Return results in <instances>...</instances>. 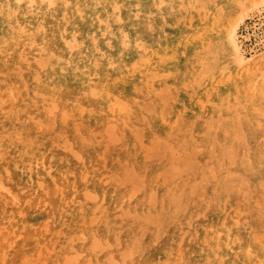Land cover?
<instances>
[{
    "label": "bare ground",
    "instance_id": "bare-ground-1",
    "mask_svg": "<svg viewBox=\"0 0 264 264\" xmlns=\"http://www.w3.org/2000/svg\"><path fill=\"white\" fill-rule=\"evenodd\" d=\"M261 2L264 3V0H0V155L4 154V157H0V214L7 215L10 219L9 222H5L6 224H3L0 219V264H38L43 252L41 253L40 250L38 252L36 247L38 240H35L37 238L44 244L49 241L48 245L56 241L62 243L59 250L61 252L53 258L59 261V264H93L91 261H85L86 254L92 247L100 250V253L109 247L108 242H112V234H114L113 227L121 225V222L117 220L119 210L133 208L131 211L137 213H153V209L157 208L155 206L160 202L158 196L162 192L157 190L156 174L150 173L143 165L134 170V174L133 172L130 174L132 177H128L127 173L126 176L122 174L128 178L124 179L128 180L127 183L136 177L141 186L134 183V185H128L124 183L125 181L121 183L122 178L120 179L119 176L118 182L109 179V182L98 184L97 177L95 178L91 172L86 173V170L91 169L90 165L94 164V161L98 162L97 167L101 172L103 163L98 158L102 155L109 156L116 149L128 148L133 135L142 137L139 132L141 130H144L146 140H151L149 137L152 136L153 128H149L147 126L149 124L142 125L141 128L138 126L139 135L133 131L135 127L131 124H124V129L121 124H118L119 121L124 123L128 116H132V120L136 118L143 103H151V107L153 103L159 104V101L153 98L155 85L153 82H146L150 78L145 80L144 76L166 70L173 73L174 82H182L181 66L184 61H180L181 66H175L173 57L177 56L179 49L182 50L184 47H188L189 51L195 50L187 30L180 26L176 33H171L164 27V31L168 33L165 40L156 43L155 49L151 41L153 24L159 31L163 28L165 16L163 7L166 4L175 10L182 3L193 6L199 3L206 7L215 6L214 9L221 23L218 34L207 30L200 31L199 25H195L198 27L196 31L199 30L200 33L212 37L215 44L226 46L229 58H214L217 69L226 71L232 78L235 73L243 71L247 78L243 89L249 97L255 95L258 103L248 113L239 111L234 115L226 114L225 117H230L231 121L219 130L221 145L218 149L212 148L214 150L208 151L206 147L198 146L196 137L191 138L190 141L184 138V145L175 141L170 143L168 147L170 153L166 152L169 149L159 148V151L158 147L154 146L158 138L152 141L153 147L145 148L152 149V152L153 148H156L161 154L154 157L165 159L161 166H168V168L173 166L175 168L172 170L179 172L178 174L188 175L187 173L194 168L203 170V167H206V170L202 172L203 175L206 174V180H209L211 173L214 172L212 167L225 160L223 158L226 155L224 147L227 137L233 136L235 126L242 125L246 128L245 136L244 133L241 136L239 135L241 132L238 133L239 150L243 152V146L246 145L244 152L255 158L252 162L243 163L241 169H235L236 166L225 173L232 177L231 181L239 180L240 193L248 198L254 192L264 193V79L259 77L257 73L259 71L251 70L252 62H255L256 67L264 62V52L255 55L254 58L246 57L239 32L243 15L228 17L231 8L235 10L237 7L256 8ZM154 17H158L159 20H155ZM260 19L264 20V15ZM253 29L255 34L253 37H256L257 44H264V24L255 23ZM156 54L163 57L158 66L153 65V57ZM140 56L143 57L141 60ZM79 69L85 71L79 73ZM154 75L157 77V74L152 76ZM228 90L227 86L220 90L219 97L224 96ZM155 93L164 98L167 92L155 91ZM180 98L174 95V102H178ZM231 99L236 100L234 97ZM165 100L168 101L169 98L166 97ZM221 102L216 99L213 100L212 105L215 108ZM190 105V102L186 103V107ZM174 110L180 113L184 123L186 122V125L190 127V122L193 121L189 114L191 111L185 109L181 102L180 107H174ZM113 112L119 117L110 116ZM163 116L161 115V119L164 121ZM177 116L174 119L175 122L181 118ZM138 122H140L139 119ZM175 122L171 123V126L175 125ZM180 126L184 127V125ZM155 130L161 131L157 127ZM197 132L205 137L206 129L197 127L194 134H198ZM107 134L111 136V139ZM195 136L198 137V135ZM215 136L214 134L213 137ZM10 139L15 143H12L10 147L3 146L8 145ZM243 141L244 144L241 143ZM116 143L120 144L112 146ZM212 146L216 147L213 143ZM190 149L193 153H186ZM156 150L153 154H156ZM97 153L102 154L98 156ZM126 154H119L118 159H123ZM57 157L61 162L55 160ZM92 158H94L93 161ZM115 161L117 159L110 161L107 165L119 170L120 165L118 162L115 164ZM141 163L144 164V161ZM149 169L153 171L150 166ZM212 176L214 181L210 195L197 193L201 180H190V177L185 176L181 182L165 190L163 201L161 200L164 202V207H168V210L172 212H183L189 204L195 202L202 204L214 202L215 209L220 211L227 203L223 190L226 191V186L233 188L239 182L229 184V180L225 179L226 175L219 173H213ZM144 182L147 186L145 190L142 189ZM180 184L183 186L182 190L176 189ZM2 199L6 201L8 208H3ZM251 203V201L247 202V206H250L248 212L256 211ZM86 208H88L89 216L84 214ZM100 208L102 211H98ZM71 209L77 217V219L74 218L75 220L68 219ZM124 214L128 215L126 211ZM129 214L133 218L134 215ZM103 215H106L104 219ZM135 216L139 215L135 214ZM89 218L91 220L86 222ZM148 219L150 220L147 216L145 220ZM155 219L157 217H154ZM248 221L250 229L245 234L237 232L242 230L239 227L244 224L243 221L236 224L233 222L232 227L227 225L229 228L227 231H219L218 238L222 244L220 249H223L228 257L230 256L228 264H264L263 226L250 218ZM62 222H65L68 227L62 233L64 237L59 234V237L49 240L47 231L58 228L57 226ZM30 223L36 226L35 229L27 227ZM47 223H49V229L46 227ZM151 224L149 222L147 225ZM153 224L156 226L158 222ZM153 229L146 227L145 230L152 238ZM231 233L235 235V240L239 241L235 246L226 243ZM21 235L22 240L19 241ZM151 237L146 245H141V250H150L144 258L130 261L128 258L132 257L131 251L125 249L130 254L128 255L126 251L127 259L119 262L121 264H153L158 255L157 251L153 253ZM192 248L193 246L190 250ZM49 250L52 253L56 252L55 248ZM49 252L43 255L50 256ZM196 252L195 249L193 253L195 256L189 258L186 263L184 260V264H203V256ZM119 257L121 260L122 256ZM42 261L45 263V259ZM48 264H54V262H48Z\"/></svg>",
    "mask_w": 264,
    "mask_h": 264
},
{
    "label": "rangeland",
    "instance_id": "rangeland-1",
    "mask_svg": "<svg viewBox=\"0 0 264 264\" xmlns=\"http://www.w3.org/2000/svg\"><path fill=\"white\" fill-rule=\"evenodd\" d=\"M261 3H259L261 6L258 5L256 8H254L253 6H251V8H243V9H241V7L240 8L237 7L236 10L231 8V10H230L231 12L228 16V17H231V16L243 15V18H242L243 20H241L240 26H239V28H240L239 32L241 35L240 40H242L243 52H245L244 53L245 56L250 57V58H254L258 54H261L264 52V44L258 45L257 41H256V37H253V36H255L254 29H253L254 24L255 23L264 24V20L262 19V21H261V19H260V18H262V15H264V3H262V4ZM183 4H184V6H183ZM214 7H215L214 5L213 6L209 5L208 7H206V6H203V4H201V3H199L196 6L188 5L186 3H182L175 10L174 8H171L168 4H166L163 7V9H165L163 28L159 31L158 29H156L154 27L156 25L153 24V37L150 35L151 41L153 42V48H154V45L156 43L164 41L165 38L168 36V33L164 31V27L167 28L171 33H176L179 30L180 26L181 27L183 26L187 30V32L189 33V35H190L189 38L191 39V43L195 46V50L189 51L188 47H184L182 50L179 49L178 55L177 56L175 55L176 57L175 56L173 57V60H174L173 64L175 66H181L180 61L181 60L184 61L183 66H181L182 67V69H181L182 70V82H179V83L174 82L173 73L172 72H166V70L153 72V74H157V77L159 76L158 78L155 75L152 76L153 74H150L152 77H149L150 76L149 74L144 76L145 80L147 78H150L146 82H153V84L157 88V90H156V88L153 89V92H154L153 98L157 99L159 101V104L155 105L153 103V107H151V103H149V104L143 103L141 106L139 115L136 118H134L132 120V116H128V118L126 120L127 123H126V121L124 123L120 122V121L118 122V124L122 125V129H124V127H123L124 124L125 125L131 124L132 127H135V128H133V131L135 133H137L138 135H139V132H141L142 135H140V136H142V137L138 138L137 136L133 135L132 140L129 141V143H128V145H129L128 148L116 149V151H113L112 153H110L109 156H106V155L101 156L102 153H97L98 156L103 157L102 159H101V157L98 158L99 161L104 164V165L102 164V166H101V168L103 170H101V172H99V167H97L98 162H94L93 161L94 158H92L91 160L93 161L94 164L90 165L92 167H91V169H87L86 173L91 172L92 174H94L95 178L97 177L96 180L98 181V184H102V182L106 183V182H109L110 180H113V182H118V180H120L121 178H122L121 183H123L125 181L124 179H128V178L124 177V176H126V173H127V175H129L128 177H132L130 174L132 172L134 174V170L136 171L137 168H140V165H143L145 168H148L150 173L156 174L155 180L158 184L157 190H158V192H162V193H159V196H158V200H160V202H158L157 205L155 206L157 208L154 207L155 209H153V213H149V212L148 213H141V212L137 213V212H134L133 210L131 211V209H133V208H131V209L125 208V209L119 210L117 212V220L119 222H121V225L119 227L118 226L113 227L114 234H112L113 235L112 240H111L112 242H110V243L108 242L109 247L107 249H105L106 251L104 250L102 253H100V250L95 249L94 247H92L93 250L90 248L89 252H87V254H86V256L88 258L85 257L86 258L85 261L86 260L91 261V263H93V264H95V262H96V264L100 263V262L102 264H114L115 263L114 261H116L117 263L119 261H123V259L125 261L127 259L126 254L128 253V251L129 252L131 251L130 253L132 256V257L128 258L130 261L131 260L137 261V260L144 258L148 254V252H150L149 249L148 250L143 249L144 251L141 250V245H146L147 241L151 237V236L149 237L148 233L145 231L146 227H148V228H154L153 229V232H154L153 238L151 237L153 239V253L157 251V255H158L157 259L155 258V260L153 261V264H176L177 262L184 264V260L186 263L189 258H192L195 256V254H193L195 249L198 253H200L203 256V258H202L204 261L203 264H228L230 261V256L228 257V255L223 251V249H220L221 245H222V244H220L221 242H219V238H218L220 230L221 231L222 230L227 231V230H229V228H227V225H229V227H230L234 223L236 224L238 222L243 221L245 225L242 224L239 227L242 230L237 231V232L238 233L240 232L239 234H245L250 229V227H249L250 223L248 221L249 218H250V220L256 221L259 224H261L263 226V227L262 226L261 227L264 230V214L262 215V212H264V193L259 192V194H257L256 192H254L253 195H251L250 198H248L246 195H243V193L242 194L240 193L241 191H240L239 180L238 181L237 180L231 181L232 177L230 175L226 174L228 172L227 171L228 169L235 168L237 166L235 169L239 170L242 168L243 163L252 162L255 158V156L251 157L250 154H248L247 152H244L246 145L243 146V152L239 150V145H240L239 138L241 135H243V133L245 136V128L246 127L244 128L242 125L235 126L233 136L227 137L228 140L225 143V147H224L225 148L224 151L226 150V155L223 158V159H225V160H223L224 164L220 162V163L215 164L212 167V171L214 170V172L211 173L209 180H206V174L203 175V172H202L203 170H206V167H203V170L201 168L200 169L194 168L193 170H191V172L187 173L188 175H186L184 173L178 174L179 172L173 171L175 168L173 166L169 167V168H168V166H165V167L161 166V164L163 163V161L165 159H161V158L159 159L158 157H154L156 155L161 154L159 152L160 151L159 148L165 149V150L169 149L168 148V147H170L169 144L174 142V141H175V143H178L180 145H184L185 144L184 138H187L188 141H190L191 138L196 137V141L198 142V146L201 145L203 147H206L205 149H207L208 151L214 150L212 148L218 149L219 145H221L220 144L221 136L219 134V130L227 122L231 121L230 117H228V118L225 117L226 114H233L234 115V114L238 113L239 111H241L243 113H248L251 111V108H253V106H255L258 103V98L255 95H252V97H249L246 93V90L244 91V89H243L244 81L247 79L245 77V75L243 74V71H239L238 73H235L233 76V78H234L233 79L232 77H230L227 74L226 71H224L222 69L221 70L217 69V67L215 65L216 62H215L214 58H216V57L220 58V59L229 58V51L227 50L226 46L220 45V44H215L212 37L207 36V34H205V33H200L201 30H207L208 32L211 31L214 34H218L221 23L218 19L217 11H215ZM258 15H260V16H258ZM154 19L159 20L158 17H154ZM224 21H226V20L224 19ZM155 22H159V21H155ZM195 25L200 26V28H199L200 31L199 30L196 31V29L198 27H196ZM251 31H252V33H251ZM186 44H188V43H186ZM143 57H145V55H143ZM143 57L140 56V60ZM154 57H153V65L158 66L163 57L160 56L159 54H156ZM145 60H147V59H145ZM200 60H202V61L200 62ZM202 63H205L206 65L202 66L201 65ZM251 64H252L251 70H254L256 72L259 71V72H257L259 77L260 78L262 77L261 79H264V76H263L264 62L257 65V67L255 66V62L254 63L252 62ZM202 69H204V70H202ZM84 71L85 70L79 69V73H83ZM202 72L205 74H203ZM161 74H162V76H160ZM164 74H165V76H164ZM153 77H156V78L153 79ZM151 78H152V80H151ZM239 78H241V79H239ZM234 80H237V81H234ZM232 83H234V84L232 85ZM235 83L238 85V87H236L237 85H235ZM226 86L229 87V90L226 91L227 93L224 96L219 97L220 90L226 88ZM159 89H161V90L158 91ZM162 90H165V91H162ZM155 91L163 92V93L167 92V93L165 94V97L163 98L158 93H155ZM174 95H178V97H181L178 102L176 101L177 105H176V102H174ZM207 96H209V97H207ZM160 97H161V99H160ZM166 97L169 98L168 101L165 100ZM232 97H234L237 101L236 100L233 101L234 99L232 100L231 99ZM216 99L219 101H222V102L220 103V105H216L217 107L214 108L212 105V102H213V100H216ZM161 100H163V101H161ZM180 102L182 103V105L184 106L185 109L187 108V110L191 111L189 114L191 115V118L193 119V121H191L192 119L190 120L191 121L190 127L186 125V122L184 123L183 118L179 115L180 113L178 111L174 110V107L175 108L180 107ZM187 102L191 103V105L188 107H186ZM216 103H217V101H216ZM236 104H238V105H236ZM163 105H165V107ZM162 108L163 109L165 108V110L166 109L167 110L165 111ZM144 111H146V113ZM162 111H164V112H162ZM91 113L95 114L94 111L93 112L91 111ZM140 113H142V114H140ZM163 113H164V116H163ZM144 114H146V115H144ZM161 115L163 116L164 121L161 119ZM177 115H179V116H177ZM110 116L116 118L117 114L115 112H113L110 114ZM140 116H142V117L140 118ZM176 116H177V118L181 117L177 120V122H175V120H174ZM143 117H146V118H143ZM217 117H219V118H217ZM151 118H153V120ZM138 119L140 122H138ZM148 120H150V121H148ZM151 122H153V125H151ZM174 122H175V125L172 124L173 126H171V123H174ZM147 124H149V125H147ZM209 124H212V125H209ZM142 125H147L149 128L150 127L153 128L152 136L149 137V138H151V140H146V135L144 133V130H141L138 132L139 127ZM180 125H184V127H182ZM155 126L158 129H160L161 131L160 132L156 131ZM197 127H201V128L206 129L205 137H202V135L199 132H197L198 134H194V130L197 129ZM177 128H178V130H177ZM182 130H184V131H182ZM176 131H178L179 133ZM135 133H133V134H135ZM238 133H240L239 134L240 136L238 135ZM214 134L216 135L215 137H213ZM195 135H198V137ZM107 136H109V135L107 134ZM171 137H173V138H171ZM109 138L111 139V136H109ZM157 138H158V142L155 141V140H157ZM160 138H162V139H160ZM181 138L183 140H181ZM212 138L216 142H213L214 140ZM152 141L153 142L155 141L156 144H154V146L156 148L158 147L157 149L159 151L156 150V148L155 149L153 148V152H152L151 151L152 149L147 150V148H145L146 146L148 148L153 147L151 145ZM192 141H194V140L192 139ZM133 142H134L135 146H134ZM12 143L14 144L15 142L12 141V139H10L8 141V145H3V146L10 147L13 145ZM212 143L216 147L212 146ZM233 143L236 145V147H235V145H233ZM241 143L244 144L245 142L243 141ZM119 144L116 143V145L113 144L112 146H118ZM227 144H228V146H227ZM159 145H161V146L159 147ZM163 145H165V146L163 147ZM226 147H228V148H226ZM233 147H235V149ZM58 150H60V149H58ZM121 150H123V151H121ZM154 150H156L155 151L156 154H153ZM119 151H120V153H119ZM157 151H158V154H157ZM191 151H192L191 149L187 150L186 153L192 154L193 152H191ZM166 152L170 153V149L167 150ZM122 153H125V154L127 153V154L124 156L123 159L119 160L118 159L119 154H122ZM231 153H232V155H231ZM152 154H153V157L150 158V156ZM215 154H216V151L214 152V155ZM228 155L230 158L228 157ZM0 157H4V154L2 153V156L0 155ZM199 157H200V154L198 155V158ZM127 158H128V160H127ZM216 158H218V157H216ZM116 159H117V161H115V164H117V162H118V164L120 165L119 170H116L112 166L107 165V163H109L110 161L116 160ZM55 160L58 162H61L60 158H58V157L55 158ZM125 160H127V161L124 162ZM143 161H144V164L141 163ZM152 163H153V165H152ZM126 165H128V166H126ZM206 165L207 164H205V166ZM93 166H95V167H93ZM149 166L153 168V171L149 169ZM108 167L110 168L109 170H108ZM155 169H156V171H155ZM115 170H116V172H114ZM163 171H164V173H163ZM117 172H118V174H117ZM104 173H105V175H104ZM147 173H148V171H147ZM165 173H167V175H169V176H167ZM213 173H219V174H222L223 176L226 175L225 179H226V181L229 180L228 181V182H230L229 184H231L232 182H237V183L239 182V184L237 186H235L233 188L226 186V191H225V189L223 190L224 199L226 200L225 202H227V203H225L223 205V207L221 208L220 211H217L215 209L216 207H215L214 202L207 203V204L195 202L193 204H189L186 207V210L183 212H172L171 210H168V207H164V202H162L163 201L162 199H163V196L165 194V190L167 188L171 187L172 185L175 186L178 182H181L185 176L190 177L191 178L190 180H201V184H200L199 189L197 190V193L201 194V195H205V196L210 195L212 193V185H213V181H214V177L212 176ZM122 174H125V175L123 176ZM158 174H159V176H158ZM174 175H176V176H174ZM101 176L102 177L104 176V178H102ZM118 176L120 177V179ZM105 177H106V181H104ZM99 179H100V181H99ZM164 180H165V182H164ZM127 181L128 180H126L124 183L128 184V185H134V184L140 185L141 184L140 182H138L136 177L133 178L132 180H130L128 183H127ZM174 186H173V188H174ZM146 187L147 186L144 182V185L142 184V189L145 190ZM181 187H183L182 184H180V186H178L177 188L175 187V188L182 190ZM155 188H156V186H155ZM201 188H202V190H201ZM245 196H246V198H245ZM247 199H248V201L252 202L251 204H253L256 211H254V212H252V211L248 212L247 211L250 207L249 205L247 206V202H248ZM1 201H3V203H2L3 208H8L6 201H4V199H2ZM3 204L6 206H4ZM201 204H202V206H201ZM100 207H102V206H100ZM88 208H86V210L84 211V214L86 216H89ZM244 210H245V212H243ZM2 211H5V209H2ZM98 211H102V209L100 208ZM124 211H126L128 215H125V214L123 215ZM128 212L132 213L134 215L133 218H131L132 216ZM118 213L120 215H118ZM135 214H137L140 217L145 218V219L148 216L150 218V220L149 219L143 220L139 216L138 217L135 216ZM105 216L103 217V219L105 218ZM118 216H122V217H118ZM151 216H153V218H151ZM154 217H157V219L154 220ZM69 218L77 219V217L74 215V212L72 211V209L69 211L68 219ZM236 218H237V222H236ZM0 219H2L1 221L3 224L6 221L7 222L10 221L8 216L3 215V214L2 215L0 214ZM90 220L91 219L89 218V219H87L86 222H89ZM149 222L152 223L150 226L147 225ZM154 222H158V224L155 226L153 224ZM49 223H47V226H46L47 229H49ZM221 223H223V224H221ZM27 227H31L30 229H35L36 226H33V224L30 223L27 225ZM57 227L58 228H55L53 230L50 229L47 231L46 234H47V238H49V240H53L57 236L59 237V234L63 235L62 233L65 232V230H67V228H68L67 225L65 224V222L59 223V225ZM237 228H235V229H237ZM158 230H160V231H158ZM42 231H44V229ZM117 236L119 239L117 238ZM63 237H64V235H63ZM216 237H217V239H216ZM227 238H228L226 241L227 245L235 246L236 243L239 242V241L235 240V235L232 233H231V236H228ZM19 239H20L19 241L22 240V235L20 236ZM115 239H117V240H115ZM35 240L36 241L38 240L36 243V247L38 248V252H39V250L41 253L43 252L42 256H41V260L39 261L38 264H40V263L41 264H46V263L48 264V262L49 263L54 262V264L60 263L59 261L54 260L53 258L58 256L59 253L61 252V251L59 252V250H61V247H62L61 242L56 241L55 243L50 244L51 245L50 246V245H48L49 241L45 242V244H44L43 241H41L38 238ZM137 240H138V242H137ZM115 241H116V243H115ZM232 242L234 245L231 244ZM40 245H41V247H40ZM42 245H44V246H42ZM132 246H134V247H132ZM192 246H193V248L190 250V248ZM51 247L55 248V250H56L55 253H52L51 250H49V249H52ZM56 247H58L59 249ZM201 247H202V249H201ZM125 249H128V251ZM126 251H127V253H125ZM47 252H49L48 254L50 256L45 254L47 256L46 257L43 254L47 253ZM92 252H94V253H92ZM190 252H191V254H190ZM130 253H128V255ZM119 256H122L121 260H120ZM110 257L111 258L113 257V258L110 259ZM153 257H154V254H153ZM116 258L118 260H116ZM43 259H45V263H44V261H42ZM46 259H47V262H46ZM113 259H115V260H113ZM106 260L110 261V263H108V261H106ZM117 263H115V264H117Z\"/></svg>",
    "mask_w": 264,
    "mask_h": 264
}]
</instances>
